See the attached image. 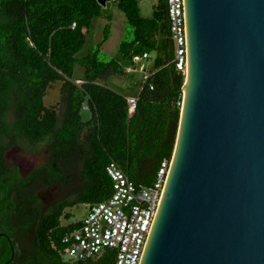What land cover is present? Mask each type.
I'll return each instance as SVG.
<instances>
[{"label":"trees","instance_id":"1","mask_svg":"<svg viewBox=\"0 0 264 264\" xmlns=\"http://www.w3.org/2000/svg\"><path fill=\"white\" fill-rule=\"evenodd\" d=\"M114 1L132 26V38L120 44L126 66L102 60L100 47L77 57L92 21L103 16L111 20L98 0H0V219L16 206L41 202L33 186L36 179L44 178L47 185L60 181L68 188L66 176L83 180L59 195L37 220L35 256L44 264H86L66 256L65 236L81 226L68 209L111 194L106 171L111 160L135 182L151 185L162 159L174 154L186 75L173 61L167 0H159L152 17L143 16L139 0ZM109 29L107 24L105 37ZM160 34L161 54L130 112L128 97L110 87L108 79L129 73L126 67L135 64L136 54L157 50ZM76 64L83 67V77L74 76ZM55 83L60 97L48 106L45 96ZM84 103L91 112L87 120L82 117ZM40 144L47 150L44 167L24 176L8 160V151L13 145L40 151Z\"/></svg>","mask_w":264,"mask_h":264},{"label":"water","instance_id":"2","mask_svg":"<svg viewBox=\"0 0 264 264\" xmlns=\"http://www.w3.org/2000/svg\"><path fill=\"white\" fill-rule=\"evenodd\" d=\"M183 9L179 129L139 264H264V0Z\"/></svg>","mask_w":264,"mask_h":264},{"label":"built area","instance_id":"3","mask_svg":"<svg viewBox=\"0 0 264 264\" xmlns=\"http://www.w3.org/2000/svg\"><path fill=\"white\" fill-rule=\"evenodd\" d=\"M167 8L175 49L173 61L176 69L183 72L186 57L183 0H167ZM71 26L74 28L76 22ZM149 57L148 52L136 54L135 64L128 65L126 71H135L137 65ZM151 73L150 69L144 70L143 82ZM128 101L132 112L137 97H129ZM83 106L89 108L88 104ZM171 160L162 159L151 185L135 182L116 161L111 160L106 165V171L112 180V192L104 200L90 205L81 226L66 234L65 241L69 243L67 258L71 262L81 260L86 264L100 261L107 264H139Z\"/></svg>","mask_w":264,"mask_h":264},{"label":"rangeland","instance_id":"4","mask_svg":"<svg viewBox=\"0 0 264 264\" xmlns=\"http://www.w3.org/2000/svg\"><path fill=\"white\" fill-rule=\"evenodd\" d=\"M139 2L142 14L145 17H151L154 8L158 4L159 0H139ZM115 4L116 3L114 0L109 1L107 7L104 8V13L107 15H111V20H108V18L104 17L95 18L92 21L89 32L87 34L86 43L83 48L77 53V57L81 58L87 55H91L98 47H100L99 56L102 60L110 61L113 59L120 62L124 66L128 64V62L124 60L123 55L120 51V44L124 40L132 38V26L128 23L125 14ZM107 24L110 25V29L107 37H105L104 30ZM155 57L156 51H153L151 53V58ZM137 72L138 70L130 74L126 73L113 75L108 79L109 84L113 83L120 87H124L129 82L130 84L135 86L134 77L136 76L135 74ZM74 76H83V67L81 65H75ZM57 84L58 83L53 84L47 91V94L45 96V104L48 106L55 104L59 100L60 85ZM112 88L115 89L116 86H112ZM137 88L140 89V84L137 85ZM90 116V110L83 109L82 117L84 119H87ZM24 144L29 145V143L27 142H24ZM39 148L40 151H26V149H23L19 145H13L8 151V154L11 153V155H8V160L10 162L15 161L17 163H20L22 169L26 170L32 160H34V158H36V160H41L42 158H44V155L47 154L43 144H40ZM12 153L14 154L16 160H13ZM71 179L72 182L69 188L65 184H62V182L57 181L56 183L49 185V187L45 185H38L35 188L36 193L40 197H43L46 202L50 200L53 202L57 197H59V195L65 196L67 191H71V188L79 184L77 181H75L74 176H72ZM71 194H68V196L70 195V197H73V195ZM89 207V204L79 203L68 210L72 213L73 220H82L87 215Z\"/></svg>","mask_w":264,"mask_h":264},{"label":"flooded vegetation","instance_id":"5","mask_svg":"<svg viewBox=\"0 0 264 264\" xmlns=\"http://www.w3.org/2000/svg\"><path fill=\"white\" fill-rule=\"evenodd\" d=\"M12 157L16 160L13 153ZM46 158L47 154L41 160L34 158L26 170L22 169L20 163L14 162L23 175L28 176L34 169L44 167ZM65 168L68 170L67 165ZM45 181L42 177L41 180L36 179L34 188L38 185L49 187ZM40 198V203L24 205L22 208L16 206L8 215L0 219V264H44L35 256L36 226L38 218L48 210L52 201L46 202L43 197Z\"/></svg>","mask_w":264,"mask_h":264},{"label":"crops","instance_id":"6","mask_svg":"<svg viewBox=\"0 0 264 264\" xmlns=\"http://www.w3.org/2000/svg\"><path fill=\"white\" fill-rule=\"evenodd\" d=\"M108 4H109V2H108ZM116 5V4H115ZM154 12V11H153ZM104 15H107V14H105L104 13ZM152 15H153V13H152ZM144 16V15H143ZM152 17V16H151ZM101 18H104V16L103 17H101ZM105 18H107V17H105ZM109 20V19H108ZM92 24V23H91ZM90 28V27H89ZM88 32H89V29H88V31H87V34H88ZM157 39H158V49L157 50H155L156 51V57L155 58H151V53H150V57L148 58V59H146L145 61H143V62H141L139 65H137V69L135 70V71H132V72H130V73H133V72H136L137 70H138V72L135 74L136 76L134 77V82H135V86H133L132 84H130L129 82L127 83V85L126 86H124V87H120V86H118V85H116V84H109V81H108V85H110V87H112V86H116V90L117 91H119V92H121V93H123V94H125L127 97H138V95H139V93H140V90H141V85H142V82H143V75H144V70L145 69H150V70H152V68H153V66H154V63H155V60L160 56V54H161V43H162V39H163V36L160 34V35H158V37H157ZM130 73H128V74H130ZM79 77H83V76H79ZM138 84H140V89L139 88H137V85ZM85 104H87V103H85ZM84 109H86V108H84ZM89 110V109H88ZM91 117V116H90ZM89 117V118H90ZM89 118H87V119H89ZM84 119V118H83ZM87 119H84V120H87ZM80 165L77 167V170L79 171L80 170ZM73 170H76L75 168H73ZM72 170V171H73ZM70 175V174H69ZM69 179V181L70 182H72V179L69 177V176H66V179ZM75 181H77L79 184L80 183H82L83 182V180L80 178V175H78L77 176V178L75 179ZM71 184V183H70Z\"/></svg>","mask_w":264,"mask_h":264}]
</instances>
